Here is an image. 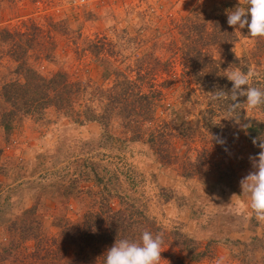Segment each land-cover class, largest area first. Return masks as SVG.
<instances>
[{"label":"rangeland","instance_id":"374dc122","mask_svg":"<svg viewBox=\"0 0 264 264\" xmlns=\"http://www.w3.org/2000/svg\"><path fill=\"white\" fill-rule=\"evenodd\" d=\"M242 4L243 0L0 2V28L60 21L72 36L80 35L79 44L105 36L120 50L117 63L100 61L75 54L58 36L52 60L30 59L40 75L60 71L94 89L109 86L113 72L126 73L125 67L134 68V59L146 53L169 61L152 71L162 99L150 130L166 126L161 129L162 158L146 142L147 134L131 140L116 119L108 125L77 124L49 109L40 117L22 118L8 131L0 126V264H69L78 258L76 244L61 231L79 222L86 210L97 209L93 193L102 188L110 192L113 207L118 206L117 197H123L161 228L176 226L201 248L209 245L208 258L189 264H264V222L249 217V195L240 184L253 171L249 157L261 151L250 144L246 129L264 121V115L259 109L249 110L246 97H239L240 112L227 113L232 101L216 102L194 82L185 83L180 59L167 46L171 38L179 43L170 31L174 22L191 13L208 22L215 16L227 18ZM253 42L240 38L231 49L241 66L249 59L245 73L261 78L264 57L258 65L251 59ZM216 51L212 50L215 58ZM149 58L144 56V62ZM208 108L211 114L205 113ZM162 249L166 256L160 264H175L171 258L184 256L175 248Z\"/></svg>","mask_w":264,"mask_h":264},{"label":"trees","instance_id":"16d2710c","mask_svg":"<svg viewBox=\"0 0 264 264\" xmlns=\"http://www.w3.org/2000/svg\"><path fill=\"white\" fill-rule=\"evenodd\" d=\"M240 7H245L244 3ZM62 25V22L52 20L44 24L27 21L21 27L0 28V126L8 131L22 118H37L49 109L65 114L77 124L96 122L108 125L116 119L130 134L131 140H142L147 134L146 142L162 158L164 150L161 145L165 134L161 129L166 126H155L150 130L155 110L162 99L152 71L165 67L169 61L152 56L149 58L151 53H146L134 59L138 63L134 68L126 66V73L113 72L109 86L94 89L82 81L68 79L60 71L49 76L40 75L32 67L30 59L52 60L58 36L64 37L66 44L73 46L75 54L90 55L100 61L111 59L112 63H117L120 50L105 36H95L79 44L80 35L72 36L73 32L66 31ZM170 31L175 32L179 43L176 44L171 38L167 46L171 49V55H178L180 59L185 83L194 82L197 87L207 90L210 97L216 90L227 92L231 89L232 83L226 78L229 69L239 68L245 72L250 65L247 59L246 64L241 66L240 59L231 49L232 44L240 38L249 37L247 27H230L224 16H215L208 22L197 13H191L174 22ZM213 49H217L215 54L219 57L215 58ZM250 55L258 65L259 59L264 57V39L257 38L253 42ZM144 56L150 60L144 62ZM122 62L119 61L120 64ZM146 76L151 78L145 82L143 79ZM252 80L255 87L264 90V77H252ZM229 101L230 93L229 98L222 102L225 104ZM241 108L238 105L233 111H229V108L226 111L234 115ZM258 109L264 115V106ZM212 112L210 108L205 111L206 114ZM246 130L250 144L256 149L260 139L264 138V121L250 124ZM93 196L97 209L86 210L79 222L61 231L78 249V258L71 259L69 264H104L106 251L115 241L129 239L139 242L145 230L154 236H162V248H175L184 253L182 258H171L175 264L198 263L210 256L209 245L201 248V244L187 237L176 226L170 230L161 228L143 209L125 201L123 197L118 196V206L113 207L107 189H98ZM164 256L166 253L162 251L161 258Z\"/></svg>","mask_w":264,"mask_h":264},{"label":"clouds","instance_id":"9594fccd","mask_svg":"<svg viewBox=\"0 0 264 264\" xmlns=\"http://www.w3.org/2000/svg\"><path fill=\"white\" fill-rule=\"evenodd\" d=\"M245 7L237 6L227 13V24L230 27L248 29V36L254 41L257 38L264 39V0H243ZM254 73L241 71L239 68L230 71L226 78L232 83L229 91L216 90L213 92V100L229 98L232 104L229 111H233L239 105V97H246L249 110L264 106V90L253 87L250 81ZM248 125H244L246 128ZM217 142L223 143L219 138ZM255 144L256 141L253 140ZM261 151L258 156L249 157L253 171L249 172L241 181L242 192L249 195L248 207L253 217L264 222V141L259 144ZM163 238L160 234L153 235L150 231H143L139 242L129 239H121L106 251L104 264H160Z\"/></svg>","mask_w":264,"mask_h":264}]
</instances>
